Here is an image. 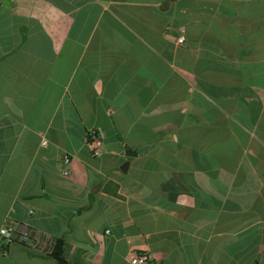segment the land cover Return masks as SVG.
<instances>
[{"label": "crops", "instance_id": "crops-1", "mask_svg": "<svg viewBox=\"0 0 264 264\" xmlns=\"http://www.w3.org/2000/svg\"><path fill=\"white\" fill-rule=\"evenodd\" d=\"M7 218L0 264H264V0H0Z\"/></svg>", "mask_w": 264, "mask_h": 264}, {"label": "built area", "instance_id": "built-area-1", "mask_svg": "<svg viewBox=\"0 0 264 264\" xmlns=\"http://www.w3.org/2000/svg\"><path fill=\"white\" fill-rule=\"evenodd\" d=\"M185 30L184 28L179 29V35L177 37L178 44L182 45L185 42ZM85 145L88 153L92 157H98L102 153V140L99 134L94 130H89L86 134ZM63 163L68 165L70 163L69 156H64L62 158ZM62 173L64 175L68 174L67 170H63ZM107 230L106 232H108ZM26 236L20 234L17 230V224L11 219L7 218L3 225L0 227V244H5L12 242L14 240H18L21 242L26 241ZM152 259V254L147 251H135L132 250L129 255L128 264H146Z\"/></svg>", "mask_w": 264, "mask_h": 264}, {"label": "trees", "instance_id": "trees-1", "mask_svg": "<svg viewBox=\"0 0 264 264\" xmlns=\"http://www.w3.org/2000/svg\"><path fill=\"white\" fill-rule=\"evenodd\" d=\"M62 244H63L62 240H58L54 249L50 253V256L56 259L57 264H67V262L63 258Z\"/></svg>", "mask_w": 264, "mask_h": 264}, {"label": "water", "instance_id": "water-1", "mask_svg": "<svg viewBox=\"0 0 264 264\" xmlns=\"http://www.w3.org/2000/svg\"><path fill=\"white\" fill-rule=\"evenodd\" d=\"M128 154H130V151H128ZM128 167V161L124 162L121 166H120V170L125 172L126 169ZM93 191H96V190H93Z\"/></svg>", "mask_w": 264, "mask_h": 264}]
</instances>
